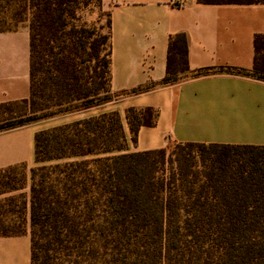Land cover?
I'll return each mask as SVG.
<instances>
[{"label": "trees", "instance_id": "16d2710c", "mask_svg": "<svg viewBox=\"0 0 264 264\" xmlns=\"http://www.w3.org/2000/svg\"><path fill=\"white\" fill-rule=\"evenodd\" d=\"M91 3L102 5L0 0V31L27 18L30 50L29 97L0 106V130L25 125L2 121L9 104L66 114L112 100L109 18L105 25L82 19ZM254 48L251 69L215 71L264 81V34L254 35ZM190 72L179 33L169 39L164 77L130 92ZM154 114L150 107L126 109L133 142ZM126 144L115 110L35 133L34 157L42 165L32 169L29 189L31 264H264V145L178 142L126 151ZM18 166L0 170V184L16 188L11 172Z\"/></svg>", "mask_w": 264, "mask_h": 264}, {"label": "crops", "instance_id": "0c3cea01", "mask_svg": "<svg viewBox=\"0 0 264 264\" xmlns=\"http://www.w3.org/2000/svg\"><path fill=\"white\" fill-rule=\"evenodd\" d=\"M108 11L110 89L116 101L61 116L52 127L115 110L126 135V151L170 147L178 142L264 145V81L215 71L249 70L254 35L264 34V2L200 3L197 0H101ZM182 33L192 72L178 82L157 84L165 75L170 37ZM28 28L0 31V106L30 94ZM210 68L194 76L196 70ZM150 107L152 125L132 140L126 109ZM94 108V109H93ZM92 110V111H91ZM43 126L0 130V170L33 166L34 136ZM0 264H31L29 233L0 234Z\"/></svg>", "mask_w": 264, "mask_h": 264}, {"label": "rangeland", "instance_id": "374dc122", "mask_svg": "<svg viewBox=\"0 0 264 264\" xmlns=\"http://www.w3.org/2000/svg\"><path fill=\"white\" fill-rule=\"evenodd\" d=\"M81 16L88 23L105 25L108 19V11L102 5L99 7L95 3H91L83 9ZM2 28L9 30L28 28V19L25 18L16 24L3 26ZM104 30H107V28ZM120 96V94L114 93L110 101H116ZM76 114H78V111L66 114H51L50 110H33L29 105L18 102L6 105L2 110L1 118L4 123L19 122V124L25 125H41L43 128L40 130H43L51 128L52 123L61 116H73ZM41 165L42 163L36 162L33 166L21 165L16 167L11 172L16 188L10 189L9 186L0 184V232H8L10 234L30 232L29 189L32 169H36ZM5 179L4 176H0V182Z\"/></svg>", "mask_w": 264, "mask_h": 264}]
</instances>
